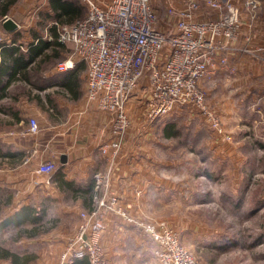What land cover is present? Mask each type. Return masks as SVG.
<instances>
[{"label":"crops","instance_id":"0c3cea01","mask_svg":"<svg viewBox=\"0 0 264 264\" xmlns=\"http://www.w3.org/2000/svg\"><path fill=\"white\" fill-rule=\"evenodd\" d=\"M19 1L10 6L8 14H2L7 0H0V112L9 114L20 124L25 123V132L29 120L35 119L40 132L28 135L27 131L15 136L17 151L14 152L21 153L16 161L29 163L30 168L24 172L17 170L2 179L16 192L9 210L16 212L26 205L39 210L44 197L46 204L56 205L57 213L61 214L53 216L60 218V222L57 230L45 237L43 262L37 264H59L66 243L82 220V213L97 212L99 201L108 202L112 198L118 199L116 205L126 216L118 211L101 215L100 245L109 264H151V241L129 217L144 222L164 220L174 226L179 217L176 218L177 201L173 197L181 191L176 183L180 180L176 170L186 163L195 164L202 154L198 149L195 152L180 148V135L173 136V131L182 129L190 134L194 141L199 140L198 147H204L206 153L216 149L233 165V177L244 179L249 175V165L255 168L251 175L259 174L258 167L264 157V0L252 25L249 13L241 14L243 25L239 38L229 44V65L200 82L210 108L225 121L233 141L212 137L203 117L193 109L149 120L148 95L138 89L127 108L129 125L116 154L112 149L107 153L102 151L116 138L115 117L88 100L87 64L77 59L74 69L59 72L57 66H50L53 49L59 53L56 59L62 62L70 57L72 46L58 48L38 43V35L52 41L49 29L55 20L42 15L45 11L53 15L50 1L47 0L46 9L39 13L36 26L25 29L21 20L10 13ZM106 1L97 0L101 4ZM223 1L240 6L245 0ZM172 2L175 8L183 9L188 7L189 0ZM217 16L218 11L204 7L193 14L192 20L204 21ZM7 18L18 25L17 30L5 29ZM244 47L260 52L262 59L241 51ZM143 86L148 89V85ZM15 98L17 107H2L1 102ZM202 133L205 137L201 139ZM48 161L57 164L56 172L39 174V166Z\"/></svg>","mask_w":264,"mask_h":264},{"label":"built area","instance_id":"2783aa9c","mask_svg":"<svg viewBox=\"0 0 264 264\" xmlns=\"http://www.w3.org/2000/svg\"><path fill=\"white\" fill-rule=\"evenodd\" d=\"M84 1L87 12L83 19L72 24L55 23L58 41L71 45L73 51L58 63L57 69L72 70L77 59L87 64L88 100L115 117L116 138L102 148L103 153L111 149L114 154L120 151L129 125L127 108L145 81L150 90L149 120L193 109L215 134L224 135L223 121L208 107L200 82L229 65V44L239 38L241 14L248 12L252 25L261 9L260 0H245L240 6L223 0H189L188 7L183 9L170 5L167 17L172 21H167L168 30L158 27V9L152 0H107L104 4ZM204 7L215 9L218 16L192 20L193 14ZM39 130L38 122L30 119L27 133L34 135ZM56 170L57 164L48 161L37 172L51 175ZM117 200H101L97 212L82 213L76 232L61 253L60 264H75L83 259L90 264H109L100 245L101 215L118 211L126 216L116 205ZM129 220L150 239L153 264H199L165 223L132 217Z\"/></svg>","mask_w":264,"mask_h":264},{"label":"rangeland","instance_id":"374dc122","mask_svg":"<svg viewBox=\"0 0 264 264\" xmlns=\"http://www.w3.org/2000/svg\"><path fill=\"white\" fill-rule=\"evenodd\" d=\"M69 1L83 7L84 15L86 14L87 3L84 0ZM95 1L97 2V0ZM47 2V0H20L10 10V13L21 20L24 29L35 27L39 21L38 15L46 9ZM152 2L158 9L160 21L158 27L168 30L170 25L168 23L172 19L167 17V9L171 3L172 6L174 5L172 0H152ZM55 23L57 22L55 21ZM246 50H248L247 47L241 49L257 59H262L260 52L256 53L250 49L249 52H246ZM58 63H60V59H56L53 55L50 66L56 68ZM144 84L148 85L143 82L139 90L146 91L149 100L150 90L147 89V86H143ZM18 96L20 93L17 94V98ZM17 98L11 101L4 100L1 102L2 107L4 109L17 107L15 101L18 100ZM148 106L147 102L146 109ZM208 107L210 108L209 105ZM174 114L168 116L171 117ZM218 116L223 121L222 117ZM202 119L204 120V118ZM204 122L209 127V123L206 120ZM224 122V135L215 134L209 127L212 137L232 142L233 137L227 131ZM25 125V123H18L9 114L0 112V150L2 152L17 151L14 138L25 132ZM177 132L180 135L178 140L180 148L186 150L191 148L195 152L198 149L202 153L201 159L198 158L195 164L186 163L176 170V174L180 178L176 183L180 185L181 191H177L173 197L177 201L176 218L179 217L175 220V225L171 226L164 220H158V222L165 223L178 235L182 245L199 264H264V157L261 159V167H258L260 169L257 176L251 175L255 168L253 165H249V175L239 180L231 173L233 165L228 164V159L223 158L216 149L207 150L206 153L204 147H198L199 140L194 141L190 134L184 133L182 129ZM204 137L205 135L202 133L201 139ZM188 144H191V147H186ZM29 168V163L22 164L12 158L0 157V222L17 213L9 210L16 192L6 186L2 177L11 175L17 170L28 171ZM181 176H185V178L181 179ZM40 203L41 208L38 211L44 207H50V211L47 212L48 216L42 221V224L26 225L22 229L9 227L0 231L1 246L21 257L30 258L29 264L43 262L41 253L45 250V237L57 230V222H60V218H53L57 214L61 216L56 211L58 208L56 205L49 202L47 205L44 197ZM152 221L157 222V220ZM35 227H37L36 230L39 229L38 234L30 237V233L35 231L33 230ZM150 253V263L153 264L152 252ZM0 264H11V262L0 259Z\"/></svg>","mask_w":264,"mask_h":264},{"label":"trees","instance_id":"16d2710c","mask_svg":"<svg viewBox=\"0 0 264 264\" xmlns=\"http://www.w3.org/2000/svg\"><path fill=\"white\" fill-rule=\"evenodd\" d=\"M18 0H7L5 5L3 6L1 12L2 14H8L9 8L12 4H14ZM49 4L53 15H50V12L45 11L43 12V17L45 19L53 18L59 24H72L76 20H79L81 17L84 16L83 7H80L77 3L69 0H49ZM50 32L52 33V41L43 40V36L38 35V43L39 44H47V45H54L58 48L62 47V43L58 41V32L57 26L53 24L50 27ZM53 53L55 58H58L59 53L53 49ZM20 59H15V61L19 62ZM170 127V125H169ZM175 127V126H174ZM168 130V125L167 129ZM178 134L177 131H173V136ZM171 136V135H170ZM20 152H12L6 151L2 152L0 150V157L1 158H12L13 160L20 159L19 156ZM44 209V210H43ZM41 211H38L37 208H34L32 205L23 206L20 210L16 211L13 216L3 220L0 222V231L4 229H8L9 227L13 228H23L26 225H33L37 226L42 224V221L46 219L48 213L47 208L44 207ZM35 227L33 232L30 233V237L36 236L38 233ZM0 259L9 260L11 264H29L30 258L28 257H21L17 253L11 251L10 249L4 248L0 244ZM75 264H90L88 259L78 260Z\"/></svg>","mask_w":264,"mask_h":264},{"label":"water","instance_id":"95a60500","mask_svg":"<svg viewBox=\"0 0 264 264\" xmlns=\"http://www.w3.org/2000/svg\"><path fill=\"white\" fill-rule=\"evenodd\" d=\"M4 27L7 31L12 32L18 29V25L10 18L4 21ZM65 163V159L62 160Z\"/></svg>","mask_w":264,"mask_h":264}]
</instances>
